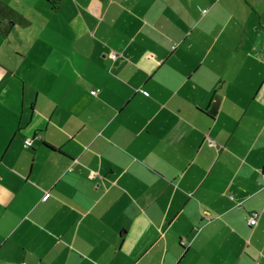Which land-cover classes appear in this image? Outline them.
<instances>
[{"label": "crops", "instance_id": "0c3cea01", "mask_svg": "<svg viewBox=\"0 0 264 264\" xmlns=\"http://www.w3.org/2000/svg\"><path fill=\"white\" fill-rule=\"evenodd\" d=\"M24 6L0 1V264H264V0Z\"/></svg>", "mask_w": 264, "mask_h": 264}, {"label": "built area", "instance_id": "2783aa9c", "mask_svg": "<svg viewBox=\"0 0 264 264\" xmlns=\"http://www.w3.org/2000/svg\"><path fill=\"white\" fill-rule=\"evenodd\" d=\"M112 58L115 60V59H117L118 58V55L116 54V53H112ZM94 94V93H93ZM25 147L26 148H30V147H32V141L31 140H27L26 142H25ZM262 180H263V182H264V168L262 169ZM231 199H233L232 197H231ZM260 216V214L259 213H251L249 216H248V223H249V226L250 227H256L257 226V224H258V217ZM182 244H186V242H184L183 241V243ZM22 264H28V263H26V262H24V263H22Z\"/></svg>", "mask_w": 264, "mask_h": 264}, {"label": "rangeland", "instance_id": "374dc122", "mask_svg": "<svg viewBox=\"0 0 264 264\" xmlns=\"http://www.w3.org/2000/svg\"><path fill=\"white\" fill-rule=\"evenodd\" d=\"M19 1H21L20 5H19ZM2 2L9 5L10 7L15 8L21 14H28V12H30L27 10L26 6H24V4H26V0H2ZM21 5H23L24 8H21Z\"/></svg>", "mask_w": 264, "mask_h": 264}, {"label": "water", "instance_id": "95a60500", "mask_svg": "<svg viewBox=\"0 0 264 264\" xmlns=\"http://www.w3.org/2000/svg\"><path fill=\"white\" fill-rule=\"evenodd\" d=\"M217 108V104L213 105V109H211V114H215V109Z\"/></svg>", "mask_w": 264, "mask_h": 264}]
</instances>
